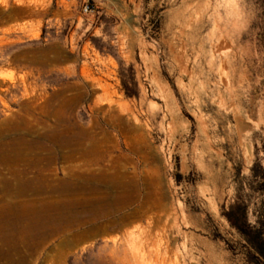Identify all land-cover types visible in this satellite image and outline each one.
Masks as SVG:
<instances>
[{
	"label": "rangeland",
	"instance_id": "rangeland-1",
	"mask_svg": "<svg viewBox=\"0 0 264 264\" xmlns=\"http://www.w3.org/2000/svg\"><path fill=\"white\" fill-rule=\"evenodd\" d=\"M26 88L97 143L71 162L56 149L44 174L128 170L167 210L155 264H264L226 217L246 205L264 240V0H0V94L17 111ZM92 242L62 258L56 239L24 264H90Z\"/></svg>",
	"mask_w": 264,
	"mask_h": 264
},
{
	"label": "bare ground",
	"instance_id": "bare-ground-1",
	"mask_svg": "<svg viewBox=\"0 0 264 264\" xmlns=\"http://www.w3.org/2000/svg\"><path fill=\"white\" fill-rule=\"evenodd\" d=\"M24 91V100H14L17 111L0 94L7 112L0 119V262L24 264L41 255L48 262L47 246L56 239L66 250L56 248L58 253L66 258L83 242L101 237L103 245L96 241L82 248L90 264H155L149 247L156 248L155 230L162 227L158 212L167 210L141 197L128 170L71 169L61 179L44 174L54 171L56 149L71 162L76 153L94 155L97 143L91 139V145L84 147L59 111L38 109L33 93ZM70 105L65 103L66 110ZM42 115L54 117V124H47ZM134 224L140 227L132 230ZM66 232L71 236L65 237ZM141 246L149 248L148 253Z\"/></svg>",
	"mask_w": 264,
	"mask_h": 264
},
{
	"label": "trees",
	"instance_id": "trees-1",
	"mask_svg": "<svg viewBox=\"0 0 264 264\" xmlns=\"http://www.w3.org/2000/svg\"><path fill=\"white\" fill-rule=\"evenodd\" d=\"M252 171L260 180V189L264 191V172H261L258 176L256 173V167H253ZM226 217L231 224L237 227L243 234L248 237L249 242L257 249L261 250L264 246V240L260 237V231L254 229L248 224L247 207L246 205L231 206Z\"/></svg>",
	"mask_w": 264,
	"mask_h": 264
}]
</instances>
